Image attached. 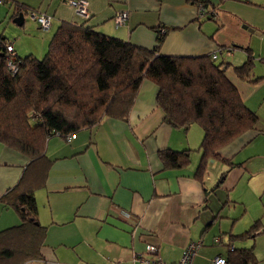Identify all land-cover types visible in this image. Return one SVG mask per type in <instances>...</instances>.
Returning <instances> with one entry per match:
<instances>
[{
  "label": "crops",
  "instance_id": "1",
  "mask_svg": "<svg viewBox=\"0 0 264 264\" xmlns=\"http://www.w3.org/2000/svg\"><path fill=\"white\" fill-rule=\"evenodd\" d=\"M67 1L0 2V22L11 11L14 20L18 6L26 9L24 17L30 15L38 24L31 11L53 16L43 34H30L32 44L24 55L11 41L20 57L42 55L64 21L86 22L106 35L148 49L157 45L161 30L164 55L201 56L222 49L217 60L229 64L226 76L259 120L257 130L221 152L240 165L210 160L203 179L196 177L203 130L167 124L157 104L158 88L149 80L142 83L127 120L106 117L76 133L70 142L52 136L45 151L50 162L45 185L35 191L38 221L47 231L43 256L23 264H132L135 254L146 253L148 245L157 247L163 263L177 264L192 242L202 243L192 264H214L218 256L230 264L232 249L251 248L256 261L250 264H264L259 234L240 237L254 223L239 221L244 213L239 216L231 193L240 169H248L236 157L264 133V0H86L88 19L75 15ZM121 11L128 12V20L116 26L115 16ZM25 22L24 18L21 27ZM0 37L6 38L4 32ZM249 55L254 78L259 79L255 83L241 80L234 69ZM166 149L193 150L191 163L164 167L159 152ZM29 162L0 142V231L21 223L19 214L1 198L19 183Z\"/></svg>",
  "mask_w": 264,
  "mask_h": 264
},
{
  "label": "trees",
  "instance_id": "2",
  "mask_svg": "<svg viewBox=\"0 0 264 264\" xmlns=\"http://www.w3.org/2000/svg\"><path fill=\"white\" fill-rule=\"evenodd\" d=\"M201 13L206 9L201 5ZM26 9L18 6V15ZM148 49L106 35L86 22L64 21L54 33L45 57L18 55V72L8 70L6 38L0 37V142L29 159L19 183L1 200L21 217L17 226L0 231V264H23L41 258L47 231L38 221L36 189L45 185L48 140L67 138L104 118L127 120L145 80L158 88L164 121L188 130H203L202 157L196 177L203 179L210 160L240 165L222 156L228 145L257 130L258 115L243 101L226 76L228 63L201 56L160 53L165 34ZM222 50V49H221ZM243 81L255 83L253 57L235 66ZM193 150L159 152L166 168L191 163ZM225 176V174H224ZM261 229L260 221L242 236ZM230 264L256 261L253 248L231 250Z\"/></svg>",
  "mask_w": 264,
  "mask_h": 264
},
{
  "label": "rangeland",
  "instance_id": "3",
  "mask_svg": "<svg viewBox=\"0 0 264 264\" xmlns=\"http://www.w3.org/2000/svg\"><path fill=\"white\" fill-rule=\"evenodd\" d=\"M11 15L12 11L3 22H0V33L4 32L6 43H11L12 41L20 54L24 55L27 47L32 44L30 34L37 33L39 36L43 34L42 32H45V29H39L40 25L34 21L30 15H25L24 18L26 22L23 27L18 26L14 20L10 18ZM75 15L77 14L75 13ZM33 30L35 32H33ZM49 44H47L48 48L44 53L38 56L39 59L45 57L49 49ZM194 125H192L194 127L191 126L192 130H194V128H201L196 124ZM202 139L203 138H201L200 141H202ZM241 161L246 162L247 165L245 164V167L248 166V169L246 172L240 169L242 172H239V175L234 180L235 182L231 193L234 200L238 202L236 207L238 206L241 210L239 216L244 213L242 216L243 218L239 220L241 223L253 224L258 220L260 221L261 229L256 231L255 234H259L256 239L258 240L257 244H261L264 242V233L260 234L264 230V133L254 139L236 157V162L241 163Z\"/></svg>",
  "mask_w": 264,
  "mask_h": 264
},
{
  "label": "built area",
  "instance_id": "4",
  "mask_svg": "<svg viewBox=\"0 0 264 264\" xmlns=\"http://www.w3.org/2000/svg\"><path fill=\"white\" fill-rule=\"evenodd\" d=\"M3 0H0L2 2ZM74 9L76 14L84 19H88L90 17L88 2L86 0H68L67 1ZM30 14L32 17L37 20L40 26L48 30L53 21V16L43 13V12H35L31 11ZM128 12L121 11L115 16V24L116 26L124 25L128 20ZM222 51L219 49L216 52H213L212 56L214 59H218L219 53ZM6 52H7V60H8V70L14 75L18 72V54L16 53L13 45L11 43H6ZM74 135L68 136L66 140L70 142L73 139ZM125 218L129 217L128 213H122ZM216 241H219V238H216ZM201 242H192L190 243L186 249L184 250L179 262L177 264H192L193 259L197 253V250L201 247ZM157 247L155 245H148L146 249V253H138L135 254V258L132 264H165L161 260L158 259L157 255ZM214 264H226V261L222 259L220 256L214 258Z\"/></svg>",
  "mask_w": 264,
  "mask_h": 264
},
{
  "label": "water",
  "instance_id": "5",
  "mask_svg": "<svg viewBox=\"0 0 264 264\" xmlns=\"http://www.w3.org/2000/svg\"><path fill=\"white\" fill-rule=\"evenodd\" d=\"M14 22L18 25V26H22L23 22H24V14L20 13L15 19ZM245 29H249L248 26L244 25ZM251 32H255V30H253L252 28L249 29ZM213 161V160H211Z\"/></svg>",
  "mask_w": 264,
  "mask_h": 264
}]
</instances>
